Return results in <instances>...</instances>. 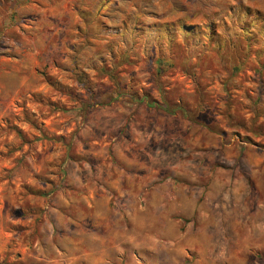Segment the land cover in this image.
Here are the masks:
<instances>
[{
  "label": "rangeland",
  "instance_id": "1",
  "mask_svg": "<svg viewBox=\"0 0 264 264\" xmlns=\"http://www.w3.org/2000/svg\"><path fill=\"white\" fill-rule=\"evenodd\" d=\"M0 264H264V0H0Z\"/></svg>",
  "mask_w": 264,
  "mask_h": 264
}]
</instances>
